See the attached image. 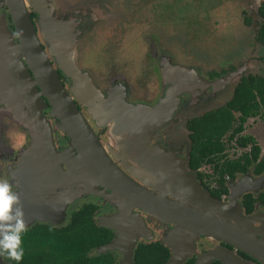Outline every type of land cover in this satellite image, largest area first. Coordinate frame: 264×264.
I'll use <instances>...</instances> for the list:
<instances>
[{
  "label": "flooded vegetation",
  "instance_id": "flooded-vegetation-1",
  "mask_svg": "<svg viewBox=\"0 0 264 264\" xmlns=\"http://www.w3.org/2000/svg\"><path fill=\"white\" fill-rule=\"evenodd\" d=\"M29 1L31 9L27 10L24 0H21L31 22L34 33L38 38V31L40 28L38 22V12L32 8L31 0ZM182 1H185L188 4H191L192 2V0ZM36 4L46 9L51 20L48 25V31H45L44 33L49 39L46 44L52 49L49 53V58L46 57V59L50 65L51 63H56L55 60L58 54L57 51L53 50V46L57 48L56 45H58L59 42L63 41L65 45H69L68 47H75L76 58L74 60L76 68H78L86 79L84 80V84L82 81V84H76L77 88H79L80 92H82L84 100L81 101V99L76 97L71 100L75 108L80 112L88 126L96 135L100 145L102 147L106 146L104 148L105 152L111 157L117 166L128 177H131L134 182L141 186L143 185L137 180V178L144 180L145 183L152 182L151 177H153L154 174H151L147 170V165L149 164L154 163L153 166H160L161 168L159 167V169H162V171L164 168L167 170L170 168H181L184 173L190 174L193 177L200 188L206 190L211 197L223 202L224 204L229 202V182H240L241 192L236 198L242 213L240 219L247 225H249L248 217L257 221L256 224L262 221L260 231L263 234L257 237L264 241L263 203L259 199H255L252 202V210L250 212L245 211L247 203H242L243 195L250 194L253 198H255L264 190V178L258 180L260 177L264 176V169L260 173L256 174L253 172L255 163H252L247 167L245 172H235L233 178L227 179L223 182L227 192L221 193L219 197H216L214 194L218 191V185L216 184L212 173L210 175L203 172L201 170V166L203 164H201L197 170L190 169L187 164L188 138L185 127L186 120L193 115H198L203 111L213 108H206L210 105V99L216 98L219 100L222 98L224 96V92H226L224 90L225 87L229 86L228 83L216 84L215 86L209 85L205 87L196 83L192 86V91H182L180 101L174 112L177 111L180 105H185V107L189 106L191 108L197 107L200 111L187 116V114L191 113V108H189L188 113L184 115L185 117L182 122L187 139L185 147L180 143L177 144L172 128L170 131H166L165 127L171 123V120L160 128L155 129L150 134L152 145L165 151V153L162 154H136L134 151L137 146H139L136 143L138 135L133 132L127 134L128 132L121 127H119V129L114 128V130L117 135L124 133L123 135L126 136V138L123 136L125 138L124 141H129L128 143L131 147H129L126 142L116 144L115 137L106 133L107 124L109 122L107 118L109 116L106 117V115H101V118H104L103 123L101 124L99 122L100 126H96L95 124H98V122H94L87 113V104L90 108H97L99 110H101L100 108L102 107H107V105L108 107L105 109L112 107V104L119 103H123L126 106H152L158 101L165 91L166 85L165 82L162 84V80L169 70L176 68L199 74L195 68L196 57L189 54H183L181 44L178 45L177 40L172 38L176 36L172 35L176 32L175 28H181V25L178 27L174 25L172 28H167L163 25L165 27L164 28L160 25V19L154 20L153 17L148 16L147 10L150 5L149 0H36ZM205 9H203L200 14L203 13ZM128 14L131 18H128ZM155 14L159 17V14L153 11V16ZM194 14L197 19L196 11ZM135 15H138L139 21L134 23L133 20L135 19ZM176 21L177 19L175 22ZM199 23L201 26L205 27V23L208 22L205 19L199 18ZM0 28H4L5 30L7 29L6 31L8 32L13 44L18 43L17 33L7 0H0ZM54 28H61V35L59 30L57 29L56 31ZM183 28L189 27L183 26ZM59 39L62 41H59ZM38 42L44 51V47L46 46L45 42L41 38H38ZM84 46L85 48L82 50ZM90 50H92L97 57L94 56L84 59V53H88ZM94 58L96 61L95 63L93 62ZM23 60L27 70L34 79L26 60L24 58ZM53 70L56 73L61 85L67 89L70 85V81L72 82L71 78H66L56 66ZM4 74L5 73L0 69V81H4ZM210 74L211 72L207 75H203V77L208 81L217 77H210ZM84 85L88 86L87 88L89 90L96 91L99 96L94 95L92 98L88 99L85 94L86 92H84ZM35 86L38 87L37 85ZM15 91L21 96V98H23L20 94L21 90ZM23 91L24 93L26 92V97L23 98L24 101L31 106L34 105L33 97L28 96L31 91L29 89H24ZM6 94L7 92L3 90L2 82H0V178L8 179L14 182L15 190L20 191L22 194L21 198L23 203L31 204L32 202L35 210L34 215L36 216L28 227L34 224H46L53 227L64 226L67 224L71 212L85 203H90L94 206L92 217L96 224V219L101 214H103V216H115L119 214L120 212L117 206H120V204L125 206L128 203H125L117 194H114L109 191L108 188H105L116 204V206L113 207L109 206V204L102 200V196L95 192L99 190L98 187L101 184L97 182L94 183L93 187L89 186L88 183L94 181V179H92L93 176L90 175L88 181L81 179L77 180V183L68 185V177L66 176L68 166L71 167L73 171L77 170L80 172H84V169H90L89 164H86L83 149L80 145L74 143V154L65 153L63 157L64 162H61V164L59 163V168H56L54 171L51 170L48 173V169L44 172L37 169L42 162L40 160H36V154L33 155L32 152L26 154V149L31 144V136L33 135L32 128L27 124V121L29 120V113L24 105L7 101ZM38 96L41 99V115L44 117L45 123L50 131L51 143L54 151L66 150L68 143L71 142L70 137L66 135L65 132L64 134L62 131L58 130V127L56 126L57 118L50 113V106L47 104V100L42 95ZM125 105H122L121 110L126 108ZM116 107L118 108V105ZM33 110L34 117L37 119V110L34 108ZM98 112L99 114L101 113L97 110L96 113ZM174 117L175 116L173 114L172 118ZM17 131L22 132L25 137L23 146L18 150L11 146L13 139L10 136L11 133ZM179 145H181L182 149H180L181 147ZM43 148L46 153V157H43V159L49 158L50 155L47 152L46 146ZM239 148L242 149L241 152L248 149V147ZM127 150H132V153H127ZM241 152H239L238 155H240ZM261 157H264V152H261L259 146L258 158L260 159ZM146 159L152 161V163L146 164ZM204 165L209 166L207 163ZM163 166L165 167L163 168ZM171 177L173 179L179 177L178 179L180 180V176L176 173V170L173 171V175H171ZM98 180L102 182L99 177L97 178V181ZM254 180H258L259 182L257 184H252V181ZM75 185H82V187L86 188V191L88 190L91 193L73 195L69 192V187H73ZM102 194L103 193H101V195ZM166 196L171 200H176L170 194H166ZM134 210L140 211L137 207ZM140 214L142 215L148 230L150 229V235L149 237H145L143 235L137 236L132 248L131 264H133V250L137 243L158 241L166 246L164 241L167 236L171 234L166 230V228L172 226V223L160 220L161 226L157 227L156 225L158 224L155 225L154 223L157 218L147 215L142 211H140ZM166 223L168 224L167 226ZM108 229L111 231L110 241L116 239V230L114 228ZM205 237V240H203L205 243L203 245H199V242H196V247L200 251L207 250L205 253L208 254V257L220 256L221 254L218 248L208 250V248L215 245L216 240L211 237ZM183 243L188 247L187 242L184 239ZM217 243L222 249L233 252V254L243 262L248 264H264L257 258H254L240 250L234 249L227 243L222 241H217ZM167 248L170 256L169 247ZM109 252H111L114 256V252L110 250ZM199 258H202V256ZM232 258L237 262L242 263L238 259L234 257ZM187 259H191L194 264H225L224 260L222 262L217 257H213L210 261L204 260L203 263L197 262V256L193 253L188 255L184 261ZM115 260L114 256V264H116ZM0 264L9 263L4 257L0 256Z\"/></svg>",
  "mask_w": 264,
  "mask_h": 264
},
{
  "label": "water",
  "instance_id": "water-1",
  "mask_svg": "<svg viewBox=\"0 0 264 264\" xmlns=\"http://www.w3.org/2000/svg\"><path fill=\"white\" fill-rule=\"evenodd\" d=\"M254 1L256 2V0ZM7 3L17 33L18 43L16 44V47L19 54L16 57L13 54V50L5 52L4 49L0 48V69L5 73L4 76L6 80V82L2 83V86L3 90L7 92L6 100L24 105L29 113L27 124L32 128L33 135L31 136V144L26 149V154L30 152H32L33 155L36 154V160L42 162L37 168L40 171L44 172L48 169L49 173L51 170L54 171L56 168H59V164L56 162L53 155L54 148L51 143L50 131L45 123L44 117L41 115V103L37 99L36 91L30 86L31 84H29L28 78L26 77L27 75L25 76L15 72L14 63L15 60L18 61L20 57H23L26 60L27 65L34 76L33 83L40 89L38 95H42L47 100V104L50 106V113L59 120V128L70 137L73 145L76 143L82 147L86 164H89L90 169H84V172L77 170L73 171L72 168L68 166V171L66 172L68 185L77 183V180L81 179L88 181L90 173L96 174L102 180V185L105 186L99 185L104 191H95L98 195L108 199L112 198L105 189L108 188L109 191L117 194L125 203L129 204V208L127 209L123 210L120 207L119 212H124L122 225L115 222V220H117L116 215H99L97 217L96 221L99 226L110 229L114 228L117 232V239L111 240L98 247V253L106 252L108 249L116 247L122 252V258L119 264H126L127 259H130L131 261L132 248L137 236H133L132 231L129 230L130 224L125 219L130 218L129 209L137 207L147 215L163 222L174 224L182 231H187L188 233L192 232L191 234L194 235H203L211 237L217 241H222L231 245L234 249L249 254L264 263V241L258 238L254 233L240 227L242 224L247 226L244 221L237 216L222 214L219 211H216L213 207L204 205L202 199L189 193L178 178L173 179L171 177L174 170L183 172V169L177 167L167 170L164 168L165 166H163L164 169L162 171V169H159L160 166H153L154 163L146 159V164L152 163L147 165V170L151 174H154V178L151 180L152 182L148 183L153 188V190H150L134 182L117 166V164L105 152L104 148L106 146L102 147L100 145L96 135L92 132L80 112L75 108L70 96L66 93L58 80L56 73L48 63L46 55L39 45L38 38L34 33L21 0H7ZM258 4L259 2L255 5H251L252 9L254 7L253 11H255V14V6L257 7ZM32 8L38 12L39 29L42 34H44L45 31H48V25L51 21L50 15L44 7L38 4L37 7L32 5ZM54 29H56V31L58 29L59 33L62 31L61 28ZM71 62L74 64L73 59H71ZM62 64L65 65V63ZM5 65L11 66L15 79L18 81V84L22 86V89H24L23 82H26L31 91L34 105L31 106L27 104L14 89L10 88L8 74L3 68ZM243 68L240 67L238 69L239 72L242 71ZM75 69L76 73L72 74L71 72L69 76H71L70 78L72 80V89L80 91L76 84H84L86 77L81 74L76 66ZM236 73V71H230L222 77L208 81L198 76L195 72L172 68L163 77L162 84L165 82L166 88L163 95L154 105L126 106L123 103L112 104V107L106 109L109 113L108 121H110L115 127L124 128V130L128 132L127 134L133 132L138 135L136 143L139 146H137L134 151L137 154L144 153L154 155L152 153H165V151L159 147L152 145L150 134L155 129L160 128L171 120L180 101L182 91L192 87L196 83L201 84L202 86L226 84L234 78ZM84 86V92H86L85 94L88 99L92 98L94 95H98L96 91L89 90L87 88L88 86ZM117 105L118 108L116 107ZM122 105L126 106V108H123L125 110H121ZM107 107L102 108L105 109ZM33 108L37 110V119L34 117ZM44 146H46L47 152L50 155V157L46 159H43V157H46L43 148ZM127 153H131V151L127 150ZM262 178H264V176L260 177L258 180ZM258 180L252 181V184H257L259 182ZM196 186L201 189V192L205 197L218 201L211 197L206 190L200 188L197 183ZM229 190L230 194H232V196L229 197V200L231 198L236 199L241 192L240 182L237 181L233 183L230 181ZM101 193L105 195H101ZM166 194H170L177 201L167 198ZM23 205L25 220L27 221V225H29L36 216L34 215L35 210L32 202L31 204L23 203ZM238 210L241 214L239 203ZM248 218V224L250 225V219L253 220V218ZM139 224L141 225V222H133V225L137 227V231L145 236L147 229L141 225L144 229V231H142ZM124 232H128L131 236L129 248L124 237ZM164 244L169 247L170 250V256L164 264H181L189 255L190 248L185 246L179 233H173L167 236ZM218 249L221 256L233 257L224 253L220 248ZM221 256L213 257H217L223 262ZM213 257H208L207 253L202 255V258L205 261H210Z\"/></svg>",
  "mask_w": 264,
  "mask_h": 264
},
{
  "label": "rangeland",
  "instance_id": "rangeland-1",
  "mask_svg": "<svg viewBox=\"0 0 264 264\" xmlns=\"http://www.w3.org/2000/svg\"><path fill=\"white\" fill-rule=\"evenodd\" d=\"M259 1L260 0H256V2L254 0H207L206 2V0H192L191 4H188L187 2L182 0H149L150 5L147 10L148 16L153 17L154 20L160 19V25L161 26L164 25L167 28H172L174 25L177 27L181 25V28H175L176 32L175 34L172 35L173 36L176 35V36L172 38H175L177 40L178 45L181 44V48H183L182 49L183 54H189L193 57H196L195 68L199 72V74L197 73L198 76L204 78L203 75H207L211 72L210 77L217 76L216 78H219L224 76L227 72L230 71L237 72L234 78H232L229 81L228 83L229 86L225 87L224 90L226 92H224V96L219 100H217L216 98L210 99L209 101L210 105L207 106L206 108L216 107L218 105H221L228 98L229 94L231 93V89L234 82L238 79L240 75L247 73L264 74V47L259 43L254 42V37H253L254 30L256 29L259 22V18L254 13L255 12L253 11L254 7L252 9L251 5H255ZM24 2L26 5V9L27 10L31 9L30 1L24 0ZM203 9H205V11L200 14V12ZM153 11L158 13L159 17L156 14L153 16ZM195 11L197 13V19L194 14ZM244 17L249 18L250 20L249 25H245L243 23ZM128 18H131L129 14H128ZM199 18L205 19L208 22L205 23V27L201 26V24L199 23ZM176 19L177 21L175 22ZM136 21H139L138 15H135V19L133 20L134 23ZM183 26L189 28H183ZM6 30L4 28H0V48L4 49L5 52L13 50L14 51L13 54L17 57L19 52L17 51L16 44H13L11 42V38ZM38 34H39L38 38H41L46 44L47 40L49 39L45 36V34H42L40 29L38 31ZM59 41L62 40L59 39ZM56 46L57 48L53 46L54 48L53 50L57 51L58 55L56 56V60H55L56 63H51V68L54 69L55 66L58 67L59 70L62 72V74H64L66 78L70 79L69 74L71 72L72 74L76 73V69H75L76 65L74 66L75 64L74 59L76 58L75 47L73 46L68 47L69 45L68 46L65 45L63 41L59 42L58 45ZM84 48L85 46L82 48V50ZM51 50L52 49L46 44V46L44 47V53L47 58H49V53ZM94 56L97 57V55H95L92 50L88 51V53H84V59ZM71 59H73L74 64L71 62ZM93 62L94 63L96 62L95 58L93 59ZM62 63H65V65ZM14 66H15V72H17V74H21L25 76L27 75L26 77L28 78L29 84H31L30 86L33 87V89H35L34 91H36L37 99L41 103V99L38 96L39 89L34 85L33 83L34 79L27 70L23 57H21V59L19 58L18 61L15 60ZM240 67L241 68L244 67V68L242 71L239 72L238 69ZM0 82L3 83L6 82V80L4 79V81L1 80ZM186 90L192 91L193 89L192 87H190ZM65 91L70 96L71 99L76 97L78 99H81V101L84 100L82 97V93L80 91L78 90L75 91L74 89H72L71 81L69 87L65 89ZM189 108L191 107L189 106L185 107V105L184 106L180 105L177 111L173 113L175 117L171 118V123L165 127L167 132L170 131V129L172 128V132L176 139L177 144L180 143L184 147L186 145L187 139L183 129L182 120L185 117L184 115L188 113ZM100 109L101 110L97 108H90L88 104L86 105V110L89 117L94 122L96 123L98 122V124H95L96 126H100L99 122L101 124L103 123L104 118H101L102 117L101 115L104 116L106 115V117H108L109 115L106 109L104 108H100ZM97 110L100 111L101 113L100 114L99 112L96 113ZM199 111L200 109H197V107H192L191 113L187 114V116L192 113H198ZM261 115L262 116L260 117L259 116L248 117L243 123V130L241 134H249L253 136L257 144L260 146L261 152H264V115L263 114ZM56 126L58 127V130L64 133V131L61 128H59L58 119H56ZM114 128L119 129V127L113 126V124H111L109 121L107 124L106 133L108 135H113L115 137L116 144H121L126 142L127 145L131 147L128 143L129 141H124L126 138V136L123 135L124 133L117 135ZM69 143L66 150L54 151L53 155L58 164L64 162L63 157L65 153L74 154L75 151L73 147L74 145L72 144V142ZM181 145L179 146L181 147ZM180 149H182V147ZM241 150H242L241 148L233 146L226 148L225 153L229 158H231L238 155V153L241 152ZM130 151L132 153V150ZM201 170L211 175L210 165L207 166L203 164L201 166ZM153 178L154 177H151V179ZM137 180L141 182L142 185L147 189L153 190L152 186L148 183H145L144 180L138 178ZM98 189H99L98 191H104V189L100 186L98 187ZM69 192H71L73 195H77V194L79 195L80 193H85V194L91 193L88 190L86 191V188L80 185L79 186L75 185L73 187L70 186ZM230 196H232V194H230L229 197ZM102 200L107 204H109V206L112 207L116 206L112 198L108 199L102 197ZM117 207L120 210V206ZM135 208L136 207H132L129 209L130 218L125 219L130 224L129 230L132 231L133 236L135 237L141 235L137 231L136 229L137 227L133 225V222L135 223L141 222V225H143L147 229L145 237H149L150 229L148 230L143 220V217L140 214L141 210L140 209H138L140 211L134 210ZM31 222L29 223V225L31 224ZM160 222L161 221L158 219L154 221L155 225L158 224L156 225L157 227L161 226ZM261 222L256 224L257 221L250 219V225L245 226L242 224L240 227L248 230L251 233H254L257 236H260L263 234L260 231ZM29 225H27V227ZM167 225L168 224L166 223V226ZM166 230L171 234L179 233L180 236L187 242V245L190 248L189 255L193 253L195 256H197V262L200 263L204 262V260H202L203 258H199V257L202 256L203 253L207 252V250L200 251L196 247L197 246L196 242H199L198 243L199 245H203L205 243V241L203 242V240H205L206 238L205 236L194 235L188 233L187 231H182L173 224L172 226L167 227ZM215 248H220L224 253L229 254L234 258L238 259L239 261H241L233 254V252L219 247L217 240L215 242V245L208 248V250H213ZM109 250L114 252L116 264H119L122 258V252L120 251V249L114 247L108 249L107 251ZM97 253H98V248L89 251V254H97ZM241 262L242 264H248L243 261Z\"/></svg>",
  "mask_w": 264,
  "mask_h": 264
},
{
  "label": "trees",
  "instance_id": "trees-1",
  "mask_svg": "<svg viewBox=\"0 0 264 264\" xmlns=\"http://www.w3.org/2000/svg\"><path fill=\"white\" fill-rule=\"evenodd\" d=\"M256 14L259 18L254 30V41L264 47V0H260ZM250 24L248 17L243 18ZM264 115V75L242 74L234 82L228 99L185 122L188 138V159L190 169L197 170L201 164L211 165V173L218 185L214 196L226 193L223 184L234 177L235 172H245L255 163L254 173L264 169V157L258 158L259 146L248 134H241L243 123L248 117ZM248 147L240 155L229 158L226 148ZM226 177V178H225ZM223 188V189H221ZM213 194V193H212ZM259 199L264 205V190L255 198L250 194L242 196L246 212L252 210V202ZM94 206L85 203L72 211L66 225L53 227L34 224L23 234L24 258L20 264H114L111 252L89 254L110 241L111 231L97 225L93 220ZM169 258L168 248L158 241L139 242L133 250V264H162ZM9 264L16 261L5 259ZM181 264H194L187 259Z\"/></svg>",
  "mask_w": 264,
  "mask_h": 264
},
{
  "label": "clouds",
  "instance_id": "clouds-1",
  "mask_svg": "<svg viewBox=\"0 0 264 264\" xmlns=\"http://www.w3.org/2000/svg\"><path fill=\"white\" fill-rule=\"evenodd\" d=\"M10 136L14 149L23 146L25 137L22 132H13ZM21 195L15 190L13 181L0 178V256L17 264L24 258L22 237L28 230Z\"/></svg>",
  "mask_w": 264,
  "mask_h": 264
},
{
  "label": "bare ground",
  "instance_id": "bare-ground-1",
  "mask_svg": "<svg viewBox=\"0 0 264 264\" xmlns=\"http://www.w3.org/2000/svg\"><path fill=\"white\" fill-rule=\"evenodd\" d=\"M31 3H32V5L34 7H37L36 0H31ZM18 48L21 49L20 47H18ZM3 68H4L5 72L8 74L10 88L14 89V90H19V91L21 90L20 94L23 96V98L26 97V92L24 93V91H23L25 88L29 89V87L26 84V82L25 81L23 82L24 83L23 84L24 89H22V86L19 85L18 81L15 79L14 73L11 70V66L10 65H5V66H3ZM28 96H32L31 93L28 94ZM176 173L180 176V180H181L184 188L189 193H192V194L196 195L197 197H199L200 199H202V203L204 205L211 206L216 211H219L222 214H229L231 216H237L238 218H240L242 216V213L241 214L239 213L238 202H237L236 199L231 198L227 204L221 203L219 201L211 200V199H209V198H207V197H205L203 195V193L201 192V189H199L196 186L195 180L193 179V177L190 174H187V173H184V172H181V171L180 172L176 171ZM90 175L93 176L92 179H94V181H91V182L88 183L90 187H93L94 183H97V182H99L101 185L103 184V182H101L99 180L97 181L98 176L96 174L90 173ZM177 178H179V177H177ZM102 186H104V185H102ZM120 207L124 210V209L129 208V204H126L125 206H122L120 204ZM123 216H124V212H121V213L117 214L116 218L118 220H120V221L115 220V222H118L119 224L122 225ZM139 227L141 228L142 231H144L143 227L140 224H139ZM124 237H125V240L127 242V246L129 248V246H130L129 242H130L131 236H130V234L128 232H124ZM220 256H218V257H220ZM127 258H128V255H127ZM221 258H222V260H224L225 264H240L235 259H233L231 257H228V256H221ZM126 264H131L130 259H127V263Z\"/></svg>",
  "mask_w": 264,
  "mask_h": 264
}]
</instances>
